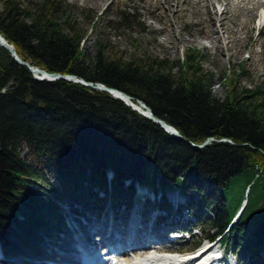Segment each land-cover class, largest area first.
<instances>
[{
  "label": "trees",
  "instance_id": "trees-1",
  "mask_svg": "<svg viewBox=\"0 0 264 264\" xmlns=\"http://www.w3.org/2000/svg\"><path fill=\"white\" fill-rule=\"evenodd\" d=\"M128 21L121 12L115 23ZM0 36L33 67L141 101L184 138L107 92L37 81L0 46V244L6 254L43 253L42 242L65 229L59 203L76 215L95 211L108 200L128 199L136 181L153 191L196 193L205 211L196 216L195 227L205 232L201 242L221 239L241 264H264L263 89L241 87L233 77L225 79L224 98L216 97L214 75L200 67L194 49L167 64L124 59L100 42L90 57L64 0H0Z\"/></svg>",
  "mask_w": 264,
  "mask_h": 264
},
{
  "label": "rangeland",
  "instance_id": "rangeland-1",
  "mask_svg": "<svg viewBox=\"0 0 264 264\" xmlns=\"http://www.w3.org/2000/svg\"><path fill=\"white\" fill-rule=\"evenodd\" d=\"M64 3L70 9L74 27L84 34L82 45L90 57L95 55L100 42L109 54L124 59L148 57L167 64L194 49L201 55L200 67L214 75L216 84L212 92L216 97L224 98L225 82L233 77L241 87L264 90V7L255 9L249 17L239 11L237 0H231L227 6L216 0H64ZM121 12L129 15L128 23L123 26L115 23ZM213 12L222 19V26L211 22ZM212 30L216 33L213 38L218 40L217 45L212 42ZM172 190L175 192L176 188L169 191ZM170 197L168 194L167 198ZM190 197L188 204L194 215L203 217L205 211L198 206L197 194ZM64 211L68 213L67 206ZM69 226L75 227L71 223ZM181 226L191 229L196 224L186 223L184 217ZM204 234L195 227L170 246L189 251L204 244L201 242ZM224 251L230 264H234L230 252L225 248ZM125 259H121L122 264H126Z\"/></svg>",
  "mask_w": 264,
  "mask_h": 264
},
{
  "label": "bare ground",
  "instance_id": "bare-ground-1",
  "mask_svg": "<svg viewBox=\"0 0 264 264\" xmlns=\"http://www.w3.org/2000/svg\"><path fill=\"white\" fill-rule=\"evenodd\" d=\"M216 1L222 3L223 6H227L231 0ZM247 5H250L249 9L246 8ZM210 6L212 5L210 4ZM237 7L239 8L240 12L244 11L246 12V15L250 17L253 15L255 9L264 7V2L261 0H237ZM205 9L207 8L205 7ZM212 15H214V17H211V22L216 21V23L218 22L219 26H222V19H220V17H218L214 12ZM222 15L223 12L220 13V16ZM215 34V31L212 30V42L217 45L218 40L213 38ZM166 194H171V197L167 198ZM163 196L164 200L161 205L166 206V203L169 204L170 207L168 210L160 208L159 211L156 212L155 209H149L147 213H144L141 205H135L129 208L121 207L119 209L104 207L99 215L89 214V217L84 224H80L79 226L73 228L72 234L75 236V240L79 241V246L82 245L85 240L84 235L79 230L85 228H90L91 231L97 230L100 233V236L108 235L106 240L111 246L126 245L127 242L129 244H145L147 242L144 247L132 252L135 256H138L135 259L136 262L130 259H125V263L150 264V260L148 259L151 258V251L158 249L162 245V243L165 241L167 231L174 228L178 221L182 219L178 213L180 211L178 203L181 200H184L185 204H187L191 199V197L179 199L177 198L175 192L172 191H165ZM173 217H176V219ZM95 237L98 238V236ZM99 245H101V243H99ZM83 246L86 247L84 243ZM57 252L62 251L59 250ZM88 253L89 251L87 250L86 254ZM142 254H145L148 257H141ZM56 255L57 253L53 251L51 252V256ZM66 256L68 258V254H65V257ZM186 258V255H177L174 257L161 256V258L157 260V263L151 262V264H158V262L165 264H178L182 261H185ZM74 262L75 264H79L76 263L79 261L73 258L68 259L65 264H74ZM33 264L44 263L40 262Z\"/></svg>",
  "mask_w": 264,
  "mask_h": 264
},
{
  "label": "water",
  "instance_id": "water-1",
  "mask_svg": "<svg viewBox=\"0 0 264 264\" xmlns=\"http://www.w3.org/2000/svg\"><path fill=\"white\" fill-rule=\"evenodd\" d=\"M0 46L10 53L11 57L14 59V61L17 64L28 68V70L33 74L34 79L40 78V79H43L45 81H55V80L72 81L74 83H78V84H81V85L86 86V87H91V88H94V89H97L100 91L107 92V93L111 94L113 97L121 100L126 106L130 107L133 111H136L137 113L142 115L144 118L149 119L153 123L159 125L167 134L172 135L178 139L184 140V138L178 133L177 130H175L170 125L166 124L163 120L156 118L152 114L150 108H148L145 104H143L139 100H137L136 104H134L132 102V98L130 96H128L127 94H125L124 92H121L117 89L109 88V87H107L103 84H100V83L86 82L82 78H79L75 75H61L58 73L51 74V73L46 72L45 70H41L37 67H33L29 63L22 61L17 56V54L15 53L13 48L9 44H7L6 41L1 36H0ZM209 140H211V139H209ZM220 142H230V141L227 139H222V140H220ZM205 145H206V143L203 145L191 144V146L199 147V148H202Z\"/></svg>",
  "mask_w": 264,
  "mask_h": 264
}]
</instances>
